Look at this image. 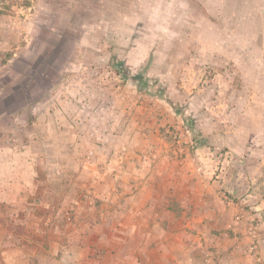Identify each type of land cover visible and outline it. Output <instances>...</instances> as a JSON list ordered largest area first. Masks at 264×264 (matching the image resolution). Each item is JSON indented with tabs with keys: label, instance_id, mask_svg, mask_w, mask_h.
I'll return each instance as SVG.
<instances>
[{
	"label": "crops",
	"instance_id": "1",
	"mask_svg": "<svg viewBox=\"0 0 264 264\" xmlns=\"http://www.w3.org/2000/svg\"><path fill=\"white\" fill-rule=\"evenodd\" d=\"M124 73L107 93L49 77L48 112L0 121V264H264L255 180L217 181L209 136Z\"/></svg>",
	"mask_w": 264,
	"mask_h": 264
},
{
	"label": "rangeland",
	"instance_id": "2",
	"mask_svg": "<svg viewBox=\"0 0 264 264\" xmlns=\"http://www.w3.org/2000/svg\"><path fill=\"white\" fill-rule=\"evenodd\" d=\"M126 66L209 136L217 181L238 167L257 187L245 184L240 197L264 196V0H0V121L9 127L31 123L36 103L48 112L49 77L84 76L107 93Z\"/></svg>",
	"mask_w": 264,
	"mask_h": 264
},
{
	"label": "trees",
	"instance_id": "3",
	"mask_svg": "<svg viewBox=\"0 0 264 264\" xmlns=\"http://www.w3.org/2000/svg\"><path fill=\"white\" fill-rule=\"evenodd\" d=\"M121 62H117V64L116 65H121V63H122V61L123 60H120ZM47 64H48V60H47ZM27 85H28V83L27 82H25V83H21V84H16L15 86H14V88H13V94H11V96L10 97H6L5 98V100H4V103L7 105V104H12L13 102H15L16 100H18L17 99V96L15 95V91H18V90H20V91H26L27 92ZM24 95H27V97H29V94H26V93H24L23 94V96Z\"/></svg>",
	"mask_w": 264,
	"mask_h": 264
},
{
	"label": "built area",
	"instance_id": "4",
	"mask_svg": "<svg viewBox=\"0 0 264 264\" xmlns=\"http://www.w3.org/2000/svg\"><path fill=\"white\" fill-rule=\"evenodd\" d=\"M146 90H147V91L151 90V87L148 85ZM93 157H94V155H93V151H90V152L86 155V161H87V162L92 161ZM243 198L246 200V202H249V201L252 200V196L249 195V194L246 195V196H244ZM204 264H211V261L209 260V257H208L206 260H204Z\"/></svg>",
	"mask_w": 264,
	"mask_h": 264
}]
</instances>
